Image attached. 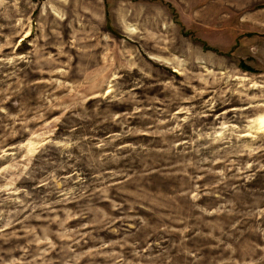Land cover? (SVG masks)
Returning a JSON list of instances; mask_svg holds the SVG:
<instances>
[{"label":"rangeland","instance_id":"rangeland-1","mask_svg":"<svg viewBox=\"0 0 264 264\" xmlns=\"http://www.w3.org/2000/svg\"><path fill=\"white\" fill-rule=\"evenodd\" d=\"M264 0H0V264H264Z\"/></svg>","mask_w":264,"mask_h":264},{"label":"bare ground","instance_id":"bare-ground-1","mask_svg":"<svg viewBox=\"0 0 264 264\" xmlns=\"http://www.w3.org/2000/svg\"><path fill=\"white\" fill-rule=\"evenodd\" d=\"M258 123L260 124V128H264V116L258 119Z\"/></svg>","mask_w":264,"mask_h":264}]
</instances>
